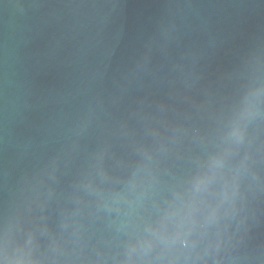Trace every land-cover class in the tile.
<instances>
[{
    "label": "water",
    "instance_id": "water-1",
    "mask_svg": "<svg viewBox=\"0 0 264 264\" xmlns=\"http://www.w3.org/2000/svg\"><path fill=\"white\" fill-rule=\"evenodd\" d=\"M0 264H264V0H0Z\"/></svg>",
    "mask_w": 264,
    "mask_h": 264
}]
</instances>
